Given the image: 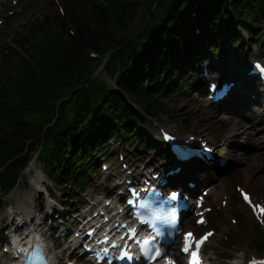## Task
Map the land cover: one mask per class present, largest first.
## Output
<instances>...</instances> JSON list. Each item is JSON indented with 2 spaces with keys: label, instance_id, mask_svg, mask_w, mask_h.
<instances>
[{
  "label": "trees",
  "instance_id": "16d2710c",
  "mask_svg": "<svg viewBox=\"0 0 264 264\" xmlns=\"http://www.w3.org/2000/svg\"><path fill=\"white\" fill-rule=\"evenodd\" d=\"M105 1L86 20L74 17L75 38L63 33L58 43H51L37 58L35 72L25 66L15 80L5 87L4 94L0 95V126H8L10 132L0 144L1 157L4 154L8 156L10 152L16 153L18 141L28 136V131L21 125L22 106L51 105L57 91L71 88L72 85L66 81L75 83L73 79L77 78L80 70L83 72L86 69L89 63L87 49L100 52L101 48L114 47L118 42L115 34L129 25L133 7L115 4L122 0ZM9 99L15 101L14 106L9 104ZM151 106L159 108L156 102Z\"/></svg>",
  "mask_w": 264,
  "mask_h": 264
},
{
  "label": "rangeland",
  "instance_id": "374dc122",
  "mask_svg": "<svg viewBox=\"0 0 264 264\" xmlns=\"http://www.w3.org/2000/svg\"><path fill=\"white\" fill-rule=\"evenodd\" d=\"M24 1V0H22ZM28 7L26 9V12L24 14H21L20 17L13 16L10 20L6 21V27L3 31H0V44L3 45L4 42H7L6 38L9 36L8 33L13 32V27L16 26V30H24L25 28L23 27L26 23H29L31 20H36V19H40L43 14L47 13V14H51L53 16H57L58 19H63L67 25L69 24V18L68 17H62L60 15H58V8L61 7L62 9H66V1L70 2L71 0H28ZM129 1H142V0H129ZM8 5L7 2H4L2 4V6L0 7V16L5 13L6 9H7ZM16 10H14L15 12ZM4 16H6V14H3ZM144 23V13L143 11H141V9L138 11V13L136 14V19L135 21L132 23V25L129 27V29L127 30L128 32L123 35V36H131L136 34L139 29L143 26ZM20 24V25H19ZM17 34V33H16ZM75 34V33H74ZM16 36V35H15ZM14 36V37H15ZM3 52V51H2ZM1 53V50H0ZM185 73V72H184ZM181 73V78H184L185 76H183ZM187 80V79H186ZM185 86L191 85L190 80L188 79L187 82L184 84ZM187 91H190L187 90ZM191 95V94H190ZM193 98L197 97L196 95H192ZM188 102V95L187 94H183L180 93L176 96L173 97V99L168 101V104H166V109H168V111L170 112V117L168 118L166 121V124L170 125V128H176L179 124L184 123L186 124L185 127H183V130H188L191 132V129L193 126H196L199 122H201V120H204L205 117L204 115H196L197 109L198 107L195 105H189L184 107V114L186 117L189 116L188 119L184 120L185 122L181 121L177 116H179V109H182L181 107L186 104ZM185 106V105H184ZM164 118L167 117H163V120H165ZM177 119L179 120V122H177ZM205 131L207 132L209 131L207 134H203L205 137V139H207L208 141H211L213 138L216 139V135L212 134L213 131L208 130L207 127H204ZM227 137V136H226ZM226 137L224 136H220L219 140H225ZM247 154H252L255 152H246ZM235 166L237 168H239L240 166L237 165V163H234ZM241 170V169H240ZM241 176H242V181L244 180H248V175L246 172H243V170H241ZM249 180L255 179L253 182L251 181V186L250 188H248L249 191L258 194V195H262L264 192V175L262 174V172H258L256 173V175H254V178L249 176ZM226 190L228 191H232V187L225 185ZM0 196L3 197V199L0 200L1 204H7L9 203L12 198L9 195H5L3 196V193L0 192ZM238 215L243 218L241 216V214L239 212H237ZM243 223V221H242ZM244 228H242V230L239 232V242H243V241H247L251 236H252V232L251 230H248V228L246 229L245 225H243Z\"/></svg>",
  "mask_w": 264,
  "mask_h": 264
},
{
  "label": "bare ground",
  "instance_id": "6f19581e",
  "mask_svg": "<svg viewBox=\"0 0 264 264\" xmlns=\"http://www.w3.org/2000/svg\"><path fill=\"white\" fill-rule=\"evenodd\" d=\"M258 55L260 56L259 53H258ZM262 58H264V56H263ZM238 83H240V82H238ZM193 103H194L195 105H198L200 108H202L201 110H202L203 112H205V113H207V114H208V112H210V111H208L207 109H211V107H210L209 105H204L202 100H196V101H193ZM249 104H250V102L244 103V104H242V105H244V106H241L240 108H238V109H236V110H234V111H232V110L229 109V110H228L229 113H227V114H225L224 112H220V110H219L218 108L215 107V109H213V111H212V115H211V116H208V117H209V120H210V119H211V120L214 119V115H215V113H218L219 116H221L222 118H223V116H225V118H226V117H227V118H230V117H232V116H236V113H238V110L242 109L243 112H244L245 110H248L247 107H246V105L249 106ZM178 111H179V116H180V118H181L182 120H186V117H185L184 114H183V113H184V109L182 108V109H179ZM234 112H235V113H234ZM245 112H248V111H245ZM256 115H257V118L261 121V120H262V117L264 116V113H263L262 110H260L259 113L257 112V114H256V113H252V116H253V117H256ZM227 118H226V119H227ZM205 121H206V120H204L201 124H197V125L195 126L196 131L198 132L199 135H200V134H204V131H203V129H202V126H203V123H204ZM223 124H224L225 126H224ZM221 126H224V127H222V128H218V127H217V129H216V130H218V133H219V130H220L221 135L227 136V137H229L230 139H232V137H233V135H234L235 133H239V132H241L242 129L245 127V125L242 124L240 121H236V122H233V123H230V124H226L225 122H222V123H221ZM209 127L212 128L211 126H209ZM243 139H244V138H243ZM230 142H231V141H230ZM230 142L227 141L225 144H226V145H229ZM82 143H84V142H82ZM223 150L226 151V149H223ZM230 151L234 152L233 157L236 159L235 161L237 162V164L241 165L243 171H246V173L250 176V172H251V169H250V163H251V162H254L255 160H254L252 157H250V158L240 157L239 154H238L237 152H235L234 150H230ZM263 175H264V174H263ZM220 177H221V176H220ZM205 180H206V181H205L206 183L209 182L208 179L205 178ZM235 180L238 181L237 178H235ZM240 181H241V180H240ZM248 181H250V180L248 179ZM250 187H252V186H251V183H249V184L247 185V188H250ZM210 188L212 189L213 187L210 186ZM261 196L263 197V200H264V192H263V194H262ZM253 200H254L255 202H257L254 198H253ZM240 207H241L242 211H243L246 215L249 214L250 217H251L250 211L247 209V207H246L245 205L241 204ZM35 208H36V206L34 207V209H35ZM43 213H44V212H43ZM16 217H18V215H16ZM14 219L17 220L18 218H14ZM10 220H13V218H10ZM7 221H8V220L5 221V223H4L5 225H6ZM20 221H21V220H20ZM4 224H3V226H4ZM40 224H41V223H40ZM24 225H26V222H24L23 226H24ZM41 225H43V224H41ZM5 227H8V226L6 225ZM33 229H34V228H33ZM46 229H47V228H46V226L44 225L42 228H39V232L42 234V232H44ZM23 230L26 231L27 228H23ZM34 230H35V229H34ZM35 231H36V230H35ZM9 232H11V229H10V228H9ZM0 236L3 237V235H1V233H0ZM3 238L5 239V237H3ZM30 253H31V252H30Z\"/></svg>",
  "mask_w": 264,
  "mask_h": 264
},
{
  "label": "snow or ice",
  "instance_id": "6c2138e0",
  "mask_svg": "<svg viewBox=\"0 0 264 264\" xmlns=\"http://www.w3.org/2000/svg\"><path fill=\"white\" fill-rule=\"evenodd\" d=\"M256 67H257L259 70L264 71V67H262L261 65H256ZM211 87L215 88V87H216V84L213 83V84L211 85ZM175 198H176V194L174 193L173 196H172V199H175ZM244 198H245L246 201H248L249 203H251V201H249V198H248V196H247L246 194H245ZM253 209H254V211L258 209L260 214H264V207H261V206H259V205H254V206H253ZM190 237H191V234H187V236H186V238H185V242H186V248H185V250H186V251H187V241H188V239H189ZM157 255H159L158 250H157ZM193 264H196L195 254L193 255Z\"/></svg>",
  "mask_w": 264,
  "mask_h": 264
},
{
  "label": "clouds",
  "instance_id": "9594fccd",
  "mask_svg": "<svg viewBox=\"0 0 264 264\" xmlns=\"http://www.w3.org/2000/svg\"><path fill=\"white\" fill-rule=\"evenodd\" d=\"M8 211H9V212H11V211H12V209H11V208H9V209H8Z\"/></svg>",
  "mask_w": 264,
  "mask_h": 264
}]
</instances>
